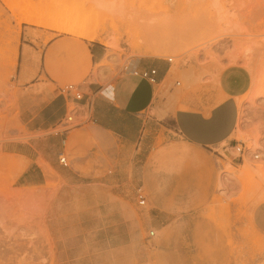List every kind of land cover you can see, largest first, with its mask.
Segmentation results:
<instances>
[{
    "label": "rangeland",
    "instance_id": "rangeland-1",
    "mask_svg": "<svg viewBox=\"0 0 264 264\" xmlns=\"http://www.w3.org/2000/svg\"><path fill=\"white\" fill-rule=\"evenodd\" d=\"M3 2L26 25L97 39L111 55L171 60L172 92L227 88L238 118L231 139L205 152L212 189L195 193L190 206L160 207L186 160L174 146L153 150V138L132 169L127 159L116 177L106 168L101 183L65 172L72 178L66 184L40 160L42 189L22 185L17 177L26 167L0 152L8 167L7 174L0 171V264H264V0ZM4 102L0 96V126L13 122ZM170 110L165 100L154 115L160 121ZM2 130L1 143L27 139L12 134L15 127ZM42 143L37 148L53 157L56 144Z\"/></svg>",
    "mask_w": 264,
    "mask_h": 264
},
{
    "label": "crops",
    "instance_id": "crops-1",
    "mask_svg": "<svg viewBox=\"0 0 264 264\" xmlns=\"http://www.w3.org/2000/svg\"><path fill=\"white\" fill-rule=\"evenodd\" d=\"M5 5L0 0V96H5L3 105H8L13 122L0 129L15 127L12 134L27 137L18 144L30 146L32 152L1 142L0 152L15 156L17 164L26 167L17 177L22 185L46 186L40 160L66 184L72 178L101 183L106 168L116 177L127 159L132 169L135 157L153 138V150L158 144L174 146L184 150L186 160L169 181L170 198L162 200L160 207L190 206L186 202L195 193L212 189V159L205 152L227 143L237 126V103L227 88L174 93L171 61L111 55L97 39L26 25L22 15L8 11ZM151 69L155 70L154 83L139 76ZM70 84L80 85L88 120L71 129L63 141L50 131L69 111L59 89ZM165 100H170L171 110L159 121L154 114ZM152 127L158 129L156 136H151ZM45 139L56 144L53 157L37 148ZM59 157L65 158L66 169L59 168ZM0 159V171L7 174L2 155ZM65 172L71 180L65 178ZM201 179L206 181L204 185Z\"/></svg>",
    "mask_w": 264,
    "mask_h": 264
},
{
    "label": "built area",
    "instance_id": "built-area-1",
    "mask_svg": "<svg viewBox=\"0 0 264 264\" xmlns=\"http://www.w3.org/2000/svg\"><path fill=\"white\" fill-rule=\"evenodd\" d=\"M169 62L171 60H168ZM154 75L155 70L151 69L148 71H142L139 76L145 80H147L150 83H154ZM59 93L61 96H63L66 101L69 103V111L68 113L59 121V123L53 127V129L50 131L53 134L60 135L65 140V137L67 133L78 126L83 125L88 120V106L82 105L81 101L83 99V93L81 91V87L78 84H70L67 86L62 87L59 89ZM238 152H240V149H237ZM58 162L62 166H67V163L65 161L64 157H59ZM137 195V204L138 206H144L145 205V199L140 194V190L136 191ZM149 237H153L154 232H149Z\"/></svg>",
    "mask_w": 264,
    "mask_h": 264
},
{
    "label": "bare ground",
    "instance_id": "bare-ground-1",
    "mask_svg": "<svg viewBox=\"0 0 264 264\" xmlns=\"http://www.w3.org/2000/svg\"><path fill=\"white\" fill-rule=\"evenodd\" d=\"M27 22L35 24L36 22L34 20H28ZM95 40V39H94Z\"/></svg>",
    "mask_w": 264,
    "mask_h": 264
}]
</instances>
